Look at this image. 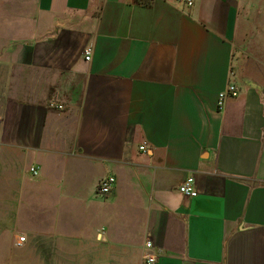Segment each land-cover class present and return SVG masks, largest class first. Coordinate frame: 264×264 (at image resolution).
<instances>
[{
    "label": "crops",
    "instance_id": "0c3cea01",
    "mask_svg": "<svg viewBox=\"0 0 264 264\" xmlns=\"http://www.w3.org/2000/svg\"><path fill=\"white\" fill-rule=\"evenodd\" d=\"M148 255L264 264V0H0V264Z\"/></svg>",
    "mask_w": 264,
    "mask_h": 264
},
{
    "label": "built area",
    "instance_id": "2783aa9c",
    "mask_svg": "<svg viewBox=\"0 0 264 264\" xmlns=\"http://www.w3.org/2000/svg\"><path fill=\"white\" fill-rule=\"evenodd\" d=\"M177 1L180 3H184L187 6H192L194 4V0H177ZM84 55H85L86 61H91L92 56H93V47L88 46L84 51ZM238 95H239L238 87L234 84H230L226 90H224L223 92L219 94V98H218L219 108H222L224 106L227 98L229 97L235 98V97H238ZM50 107L58 109V110L63 109L62 105L54 104V103H50ZM140 150L146 151L147 150L146 144H143L142 146H140ZM31 173L34 176H37L39 174V169L33 166L31 167ZM115 182L116 180L114 177L110 176V177L104 178L103 180H101L99 184L98 192L104 196L110 195L113 191V186ZM179 191L180 193H182L183 195L187 197H196L198 195V191L195 188L194 178L191 176L186 178L185 181L179 186ZM24 240H25V237H21L19 239V243L23 242ZM146 247L149 249L152 248L153 243L151 241H148L146 243ZM147 259H148L149 264H153L156 260L154 255H148Z\"/></svg>",
    "mask_w": 264,
    "mask_h": 264
}]
</instances>
